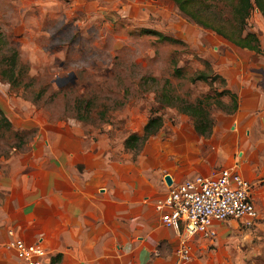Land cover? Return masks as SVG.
<instances>
[{
    "label": "rangeland",
    "instance_id": "rangeland-1",
    "mask_svg": "<svg viewBox=\"0 0 264 264\" xmlns=\"http://www.w3.org/2000/svg\"><path fill=\"white\" fill-rule=\"evenodd\" d=\"M253 1L240 18L238 0H194L193 20L173 0H0V111L9 123L0 125V162L74 138L95 143L109 165H127L142 151L163 152L174 134L198 135L194 123L206 126L236 99L224 100L221 80L191 81L194 74L264 71V16ZM246 33L259 52L239 47ZM154 117L161 126L146 136ZM131 134L139 138L127 147ZM259 187L256 221L192 237L195 258L264 264V181Z\"/></svg>",
    "mask_w": 264,
    "mask_h": 264
},
{
    "label": "crops",
    "instance_id": "crops-1",
    "mask_svg": "<svg viewBox=\"0 0 264 264\" xmlns=\"http://www.w3.org/2000/svg\"><path fill=\"white\" fill-rule=\"evenodd\" d=\"M261 67L214 73L234 108L212 116L206 134H174L161 153L109 165L95 143L73 138L0 162V264H21L8 246L13 239L44 249L42 264H177L180 237L155 208L166 176L176 184L233 167L254 190L264 181ZM193 253L185 264H203Z\"/></svg>",
    "mask_w": 264,
    "mask_h": 264
},
{
    "label": "built area",
    "instance_id": "built-area-1",
    "mask_svg": "<svg viewBox=\"0 0 264 264\" xmlns=\"http://www.w3.org/2000/svg\"><path fill=\"white\" fill-rule=\"evenodd\" d=\"M155 208L162 223L174 227L180 237L175 249L177 264L190 259L192 237H215V226L222 222L250 226L258 217L254 186L233 167L169 184ZM8 246L21 264H42L45 251L39 245L13 239Z\"/></svg>",
    "mask_w": 264,
    "mask_h": 264
},
{
    "label": "trees",
    "instance_id": "trees-1",
    "mask_svg": "<svg viewBox=\"0 0 264 264\" xmlns=\"http://www.w3.org/2000/svg\"><path fill=\"white\" fill-rule=\"evenodd\" d=\"M174 4L176 5L177 9L179 10L180 13H182L184 16L189 17L193 20H198L196 19L195 14L190 13V7L193 5L194 0H173ZM254 5L258 8V10L263 14L264 16V0H254ZM252 7V2L251 0H238V3L236 5V9L234 10L235 14L240 17V18H244L246 16V14L248 13L249 9ZM206 26H208L209 24H204ZM216 30V27H212ZM216 33H221V31L216 30ZM150 32L152 34H157V36L159 38H164L167 40H173L171 38H168L167 36H164L162 34H160L157 31L154 30H150L147 31ZM218 33V34H219ZM240 42L241 45L239 46L242 49H248V50H252L255 52H259L260 50V46H259V42L257 37L252 34V33H246L245 36H242L240 38ZM218 77L217 74H213L212 76L206 74L204 71H200L196 74H194L191 77V81H195V80H207V79H216ZM207 125L203 126V125H199L197 123H194L195 129L197 130V132L199 134H206L209 130H210V126H211V120H209V118L205 119ZM8 121L6 120V118L3 115V112L0 111V125H4V126H8ZM161 126V118L160 117H154V118H150L148 120V122L146 123L145 127H144V131L146 136H150L153 133H155ZM139 137L135 134H131L126 140H125V146L129 147L130 144L132 143V141L137 140Z\"/></svg>",
    "mask_w": 264,
    "mask_h": 264
},
{
    "label": "water",
    "instance_id": "water-1",
    "mask_svg": "<svg viewBox=\"0 0 264 264\" xmlns=\"http://www.w3.org/2000/svg\"><path fill=\"white\" fill-rule=\"evenodd\" d=\"M165 180H166V182H167L168 184L171 183V180H170V178H169L168 176H166Z\"/></svg>",
    "mask_w": 264,
    "mask_h": 264
}]
</instances>
